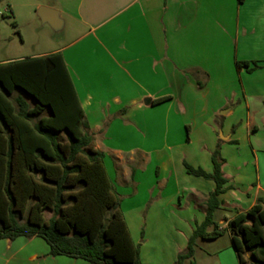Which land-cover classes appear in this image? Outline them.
<instances>
[{
    "label": "crops",
    "instance_id": "1",
    "mask_svg": "<svg viewBox=\"0 0 264 264\" xmlns=\"http://www.w3.org/2000/svg\"><path fill=\"white\" fill-rule=\"evenodd\" d=\"M0 1L6 3L3 20L16 27L20 20L30 26L37 20L58 35L48 51L15 56L7 48L14 40L0 20V50L10 52L0 65L62 54L143 264L162 258H168L163 264H176L186 251L217 185L189 174L185 163L212 173L217 149L228 183L214 216L225 232L215 241L229 240L218 262L239 264L228 225L258 202L264 185H248L239 194L225 152L239 141V111L248 113V133H259L249 119L255 110L264 113V0ZM44 6L59 12V30L41 21L38 10ZM238 62H258L261 68L249 72ZM240 196L250 201L241 205ZM137 227L140 237L132 230ZM0 264L91 263L51 256L42 238L19 237L0 240Z\"/></svg>",
    "mask_w": 264,
    "mask_h": 264
},
{
    "label": "trees",
    "instance_id": "2",
    "mask_svg": "<svg viewBox=\"0 0 264 264\" xmlns=\"http://www.w3.org/2000/svg\"><path fill=\"white\" fill-rule=\"evenodd\" d=\"M237 65L249 72L261 68L258 62ZM212 159V173L185 163L189 174L217 187L208 197L205 221L176 264L194 257L198 239L215 240L225 232L214 217L228 183L225 160L219 149ZM227 230L240 264H264L262 198ZM19 237L42 238L54 257L143 264L61 53L0 65V240Z\"/></svg>",
    "mask_w": 264,
    "mask_h": 264
},
{
    "label": "rangeland",
    "instance_id": "3",
    "mask_svg": "<svg viewBox=\"0 0 264 264\" xmlns=\"http://www.w3.org/2000/svg\"><path fill=\"white\" fill-rule=\"evenodd\" d=\"M5 6L6 3L0 1V9L5 10ZM5 16L10 17L11 15L6 13ZM0 20L4 24V31H7L8 36L14 40L13 44L8 45L7 48L9 49V47H13V55L15 56L48 51L54 48L56 45L54 42H57L56 38H58V35L54 33L50 27H42L37 20L35 21L37 23L31 26L26 24L27 20H20L17 23L18 25H20L19 23L22 24L18 27H16V25L13 24L10 19L3 20L0 17ZM9 53L10 52L8 50H0V57ZM234 121L235 131L237 132L239 141L234 143V147L229 149L228 152H225V155L232 160L227 171L232 175H235L236 185H238V188L240 189H238V193L242 194L245 187L248 185H253L257 182H261L264 185V113H262L261 110H255L249 119V121H252L258 126L259 133L256 137L251 136L248 133L246 126V122L248 121V113L245 110L239 111L235 115ZM221 135L225 137L222 131H220V137ZM252 140L253 143L251 142ZM253 147L255 149L254 151ZM219 152L220 157L224 159L221 150H219ZM256 158L258 159V165L256 163ZM241 197L242 196H240V198ZM261 198L262 205H264V194H261ZM241 200H245L241 202V205H244V203L250 201L249 197L247 196L243 197V199L241 198ZM46 217L50 218L51 213L47 212ZM132 230L136 237H140L141 228H132ZM228 244L229 240L227 238L219 239L217 241L200 240L196 243V254L194 257L192 259L185 260L183 264H190L191 261H194L196 264H219L218 253L225 245ZM167 246L170 245L167 244ZM151 259L152 252L149 255L148 260ZM165 261L167 263L168 258H162L159 264H163Z\"/></svg>",
    "mask_w": 264,
    "mask_h": 264
},
{
    "label": "water",
    "instance_id": "4",
    "mask_svg": "<svg viewBox=\"0 0 264 264\" xmlns=\"http://www.w3.org/2000/svg\"><path fill=\"white\" fill-rule=\"evenodd\" d=\"M38 15L44 24H48L54 30H59L62 27V21L59 18V12L57 10L44 6L39 8ZM146 102L149 103L150 100ZM221 137L223 138V135Z\"/></svg>",
    "mask_w": 264,
    "mask_h": 264
}]
</instances>
